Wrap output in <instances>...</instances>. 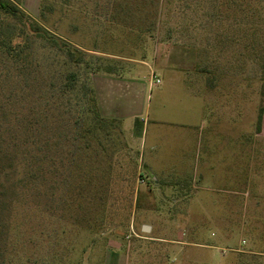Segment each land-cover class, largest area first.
I'll return each instance as SVG.
<instances>
[{"label": "rangeland", "instance_id": "374dc122", "mask_svg": "<svg viewBox=\"0 0 264 264\" xmlns=\"http://www.w3.org/2000/svg\"><path fill=\"white\" fill-rule=\"evenodd\" d=\"M14 1L91 66L153 83L143 121L89 145L61 117L79 139L54 202L45 184L7 212L14 264H264V0Z\"/></svg>", "mask_w": 264, "mask_h": 264}, {"label": "trees", "instance_id": "16d2710c", "mask_svg": "<svg viewBox=\"0 0 264 264\" xmlns=\"http://www.w3.org/2000/svg\"><path fill=\"white\" fill-rule=\"evenodd\" d=\"M87 56L16 1L0 0V264L15 262L8 234L10 208L30 196L40 202L45 184L50 186L45 195L54 202L61 144L80 137L89 145V139H99L101 126L116 121L101 116L94 89L80 71L121 75L116 66H91ZM75 114L81 118L74 125L87 124L79 137L58 124L61 117Z\"/></svg>", "mask_w": 264, "mask_h": 264}, {"label": "crops", "instance_id": "0c3cea01", "mask_svg": "<svg viewBox=\"0 0 264 264\" xmlns=\"http://www.w3.org/2000/svg\"><path fill=\"white\" fill-rule=\"evenodd\" d=\"M150 75L153 76V64H150ZM127 77L105 73L92 75L93 89L103 118L124 123L143 121L142 118L149 108L147 104L148 90L153 86V83L150 80L146 82V80ZM151 121L153 122V118ZM113 257L119 256L111 252L107 256L105 264H115L112 262Z\"/></svg>", "mask_w": 264, "mask_h": 264}, {"label": "water", "instance_id": "95a60500", "mask_svg": "<svg viewBox=\"0 0 264 264\" xmlns=\"http://www.w3.org/2000/svg\"><path fill=\"white\" fill-rule=\"evenodd\" d=\"M150 229H151L150 226H143V228H142V230H143L144 232H149Z\"/></svg>", "mask_w": 264, "mask_h": 264}, {"label": "built area", "instance_id": "2783aa9c", "mask_svg": "<svg viewBox=\"0 0 264 264\" xmlns=\"http://www.w3.org/2000/svg\"><path fill=\"white\" fill-rule=\"evenodd\" d=\"M157 82L159 83V82H160V80H159V79H157Z\"/></svg>", "mask_w": 264, "mask_h": 264}]
</instances>
